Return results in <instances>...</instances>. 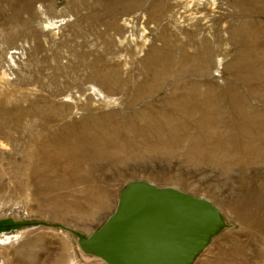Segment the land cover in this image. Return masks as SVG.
Instances as JSON below:
<instances>
[{
  "label": "rangeland",
  "instance_id": "1",
  "mask_svg": "<svg viewBox=\"0 0 264 264\" xmlns=\"http://www.w3.org/2000/svg\"><path fill=\"white\" fill-rule=\"evenodd\" d=\"M194 1L0 0V264H104L75 234L137 181L220 211L193 264H264V166L224 151L230 97L264 122V0ZM83 135L109 159L75 165Z\"/></svg>",
  "mask_w": 264,
  "mask_h": 264
},
{
  "label": "water",
  "instance_id": "2",
  "mask_svg": "<svg viewBox=\"0 0 264 264\" xmlns=\"http://www.w3.org/2000/svg\"><path fill=\"white\" fill-rule=\"evenodd\" d=\"M224 227L209 201L137 181L98 230L75 237L84 255L104 264H193Z\"/></svg>",
  "mask_w": 264,
  "mask_h": 264
},
{
  "label": "bare ground",
  "instance_id": "3",
  "mask_svg": "<svg viewBox=\"0 0 264 264\" xmlns=\"http://www.w3.org/2000/svg\"><path fill=\"white\" fill-rule=\"evenodd\" d=\"M180 1H183L186 3L185 4L186 8L193 5L191 0H180ZM194 4L200 5L198 0L194 1ZM191 15H194V14H191ZM260 74H262V73H258L257 75H260ZM158 77L163 78L164 74L158 73ZM160 78H158L156 80V82H155L156 85L160 84V82H159ZM257 80H258V78H257ZM213 90H214V88H213ZM180 96L181 97H187V96H183V95H180ZM248 104L250 105V103H248ZM227 106H228L227 110L230 113V115L232 116L231 122L234 124L233 126L235 127V129L237 131V137H236V139L231 138L229 143L226 140L227 147L224 149V151L225 152H232L233 154L238 155L241 162L244 165H247V163L250 164V163L255 162V163H261L264 166V122H258V120H256L254 117L252 107H250L246 104L244 105L243 100L238 99V97L237 98L236 97H230L228 100ZM213 111L217 112L216 109H214ZM186 115H188V114H186ZM188 116H190V115H188ZM214 116L215 115H213L211 117H214ZM222 117H224V116H222ZM220 125H222V124H220ZM220 131H221V129H220ZM193 132H194V130H193ZM224 132H227V130H225ZM144 133H146V132H144ZM96 137L98 139H92V138H89V137L84 136V135H83V138H80L83 140L84 145L88 146L90 149L83 148L84 145L77 146L76 145L77 141H76L73 144H68V146L64 149L63 153H65L67 156L73 155L75 157L74 164L77 166L82 165L83 162L88 163V162H92V161L100 160V159L108 160L109 156H110L108 151H110L111 147H115L116 145L113 142H111L109 139H106L102 136L101 137L96 136ZM208 140H210V139H208ZM153 149H155V148L153 147ZM85 150H89L92 153L91 154H85L84 153ZM217 152H221L223 154L222 149H219V147L217 150L210 151L208 154L210 156H213ZM214 158H216V157H214ZM250 205L254 206V209L250 212L249 215L252 217L253 220L255 218L258 219L260 217L261 212H262L261 209L262 208L264 209V206L262 205L261 200L259 201V199H258L256 201V200L252 199L251 203L249 205H248V203H246L243 207L247 209Z\"/></svg>",
  "mask_w": 264,
  "mask_h": 264
},
{
  "label": "flooded vegetation",
  "instance_id": "4",
  "mask_svg": "<svg viewBox=\"0 0 264 264\" xmlns=\"http://www.w3.org/2000/svg\"><path fill=\"white\" fill-rule=\"evenodd\" d=\"M11 223V222H10Z\"/></svg>",
  "mask_w": 264,
  "mask_h": 264
}]
</instances>
